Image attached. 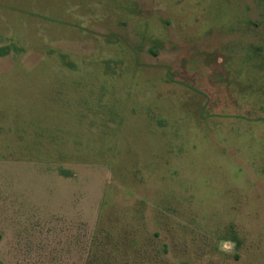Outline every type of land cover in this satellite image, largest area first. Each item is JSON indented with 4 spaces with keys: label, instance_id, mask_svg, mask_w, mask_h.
<instances>
[{
    "label": "rangeland",
    "instance_id": "obj_1",
    "mask_svg": "<svg viewBox=\"0 0 264 264\" xmlns=\"http://www.w3.org/2000/svg\"><path fill=\"white\" fill-rule=\"evenodd\" d=\"M5 48L0 264H264V0H0Z\"/></svg>",
    "mask_w": 264,
    "mask_h": 264
},
{
    "label": "clouds",
    "instance_id": "obj_2",
    "mask_svg": "<svg viewBox=\"0 0 264 264\" xmlns=\"http://www.w3.org/2000/svg\"><path fill=\"white\" fill-rule=\"evenodd\" d=\"M233 247H234V244H233ZM231 248L228 247L227 245H222L221 246V251H225V252H231Z\"/></svg>",
    "mask_w": 264,
    "mask_h": 264
},
{
    "label": "trees",
    "instance_id": "obj_3",
    "mask_svg": "<svg viewBox=\"0 0 264 264\" xmlns=\"http://www.w3.org/2000/svg\"><path fill=\"white\" fill-rule=\"evenodd\" d=\"M9 53V50L8 49H1L0 50V55H5V54H8Z\"/></svg>",
    "mask_w": 264,
    "mask_h": 264
}]
</instances>
